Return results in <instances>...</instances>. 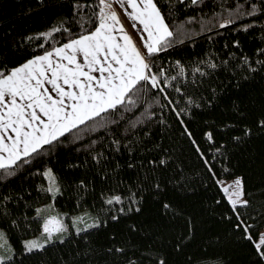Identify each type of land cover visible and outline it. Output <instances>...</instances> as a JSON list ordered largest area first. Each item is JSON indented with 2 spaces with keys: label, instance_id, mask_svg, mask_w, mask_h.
I'll list each match as a JSON object with an SVG mask.
<instances>
[{
  "label": "trees",
  "instance_id": "1",
  "mask_svg": "<svg viewBox=\"0 0 264 264\" xmlns=\"http://www.w3.org/2000/svg\"><path fill=\"white\" fill-rule=\"evenodd\" d=\"M105 1L0 0V77L93 30ZM153 2L169 34L146 77L0 166V264H264V0ZM54 212L65 228L26 249Z\"/></svg>",
  "mask_w": 264,
  "mask_h": 264
},
{
  "label": "crops",
  "instance_id": "2",
  "mask_svg": "<svg viewBox=\"0 0 264 264\" xmlns=\"http://www.w3.org/2000/svg\"><path fill=\"white\" fill-rule=\"evenodd\" d=\"M168 34L153 0H106L93 30L0 77V166L120 102Z\"/></svg>",
  "mask_w": 264,
  "mask_h": 264
},
{
  "label": "rangeland",
  "instance_id": "3",
  "mask_svg": "<svg viewBox=\"0 0 264 264\" xmlns=\"http://www.w3.org/2000/svg\"><path fill=\"white\" fill-rule=\"evenodd\" d=\"M219 184L224 192L225 197L232 205L240 204L244 201L241 180L239 176L228 179H220ZM43 207V206H42ZM47 209V207H45ZM65 225L61 217L54 212L48 215L42 223V231L44 236H32L24 239V246L26 249L39 248L46 244L52 236L63 230ZM264 241V229L261 230L260 236L256 241V246H259ZM8 245L6 237L3 234V229H0V262L8 255Z\"/></svg>",
  "mask_w": 264,
  "mask_h": 264
}]
</instances>
